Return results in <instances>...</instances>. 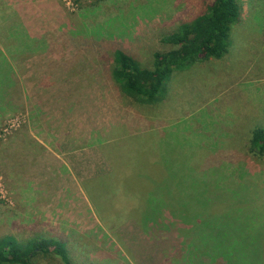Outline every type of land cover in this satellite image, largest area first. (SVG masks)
I'll return each instance as SVG.
<instances>
[{"label":"rangeland","instance_id":"obj_1","mask_svg":"<svg viewBox=\"0 0 264 264\" xmlns=\"http://www.w3.org/2000/svg\"><path fill=\"white\" fill-rule=\"evenodd\" d=\"M213 1L0 0V239L60 241L72 264H264V155L249 151L264 127V0H240L228 53L174 72L160 102L128 97L112 77L115 48L148 61ZM126 135L145 140L153 177L167 155L191 182L207 172L208 197L250 230L221 255L195 242L197 215L217 207L179 186L155 219L106 228L81 183L125 170ZM53 249L34 264H64Z\"/></svg>","mask_w":264,"mask_h":264},{"label":"trees","instance_id":"obj_2","mask_svg":"<svg viewBox=\"0 0 264 264\" xmlns=\"http://www.w3.org/2000/svg\"><path fill=\"white\" fill-rule=\"evenodd\" d=\"M241 16L240 0H214L205 13L180 24L175 32L163 37L162 42L171 46V49L152 53L148 61H143L142 56L133 51L115 48L112 77L128 97L143 104L154 105L165 97L168 82L174 72L211 59H221L228 53L232 26L239 22ZM126 136L128 138L119 150L122 162L126 164L125 170L114 174L115 170L114 173H106L81 183L95 215L106 228H110L111 223L118 218L123 221L129 218L141 221L143 216L146 220L151 217L155 219L174 197V187L177 189L179 186L186 195L193 191L200 192L198 196L206 195L208 200L207 203L204 201V206L208 204L210 209L217 207L216 213H209L207 207L204 212L197 213L202 219L195 228L198 238L195 242L199 241L201 245L221 255L224 251L227 253L228 243L237 239L232 236L250 230L252 225L242 228L235 222L230 223L233 214H225L222 207L217 205L221 199L219 194L212 192V198L208 197L211 194L212 177L207 172L193 175L187 171L192 175L191 182L189 175L172 169L167 155L163 161L166 170L162 168L153 177L141 168L143 163L140 160L143 152L148 149L145 140L138 135ZM249 151L253 156L264 155V127L254 130ZM148 181L151 185L146 187L145 182ZM90 192L92 197L89 196ZM50 247H54L52 253L60 257L64 264H72L66 244L60 241L40 242L33 239L23 245L11 236L0 239V264H34L33 258L40 253L48 254Z\"/></svg>","mask_w":264,"mask_h":264}]
</instances>
